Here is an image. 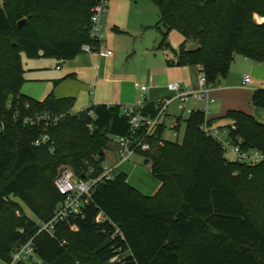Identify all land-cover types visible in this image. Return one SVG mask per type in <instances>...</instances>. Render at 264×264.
Segmentation results:
<instances>
[{"label":"trees","instance_id":"1","mask_svg":"<svg viewBox=\"0 0 264 264\" xmlns=\"http://www.w3.org/2000/svg\"><path fill=\"white\" fill-rule=\"evenodd\" d=\"M150 1L159 12L156 28L163 42L172 31L183 37L172 65L199 67L216 86L227 78L237 56L264 62V22L256 21V16L264 19V0ZM97 3L0 0L2 262H10L36 236V220L53 216L63 200L55 185L62 168H70L78 179H96L104 172L112 140L131 135L122 106L98 104L72 114L73 99L51 93L39 101L22 93L23 55L66 62L80 55L84 45L99 47L90 37ZM189 40L198 47L187 49ZM251 101L264 110V89L255 90ZM158 112L156 102L146 101L141 110L151 118ZM38 114L60 120L37 127L23 123ZM224 118L236 126L232 136L243 140V149L264 154V124L238 110H229ZM205 121L203 111L178 117L173 129L185 124L181 143L164 140V123L151 136L140 133L138 139L148 149L137 153L160 182L159 190L145 196L129 185L124 173L99 182L82 212L58 225L56 239L36 236L44 264H111L113 258L119 262L112 264H264V162L248 166L228 161L221 145L204 133ZM45 134L49 145L36 147ZM16 199L33 212L35 221Z\"/></svg>","mask_w":264,"mask_h":264},{"label":"crops","instance_id":"2","mask_svg":"<svg viewBox=\"0 0 264 264\" xmlns=\"http://www.w3.org/2000/svg\"><path fill=\"white\" fill-rule=\"evenodd\" d=\"M152 4L154 3L150 0H108L102 34L106 47L112 52L111 55L82 52L75 59L66 62L45 58L35 59L32 63L30 61L24 63L23 60L25 76L28 72L29 81L40 82L39 84L44 86L45 92L49 95L53 93L58 99H73L75 103L79 101L81 107H84L83 111L98 104L131 107L142 97L147 102H159L167 99L163 97L153 100L149 94L144 96V93H149V89L147 88L146 92H142L138 82L141 80L139 76L147 62L148 64L151 63L149 58L152 51L150 45H153V49L156 45L155 41L153 44L151 42L145 44L143 41L148 31L155 28L159 21V12L156 15ZM131 40H133V44L130 43ZM138 41L142 43L136 45ZM197 47L196 44L191 50ZM177 51H174L175 56L173 58L167 60L166 81L168 83L182 81L185 87L197 89L198 77L201 74L200 68L172 65L176 59ZM25 58L27 57L25 56ZM138 58H140L139 61ZM236 59L238 63L232 64L230 71L235 72L239 67H243L245 75L241 81L233 82L222 79L215 86L211 93L214 104L209 105L207 115L208 120H214L210 124L214 127L232 125L229 120L224 118L229 110L243 111L264 124V110L253 106L251 101L255 90L264 89V62L255 63L241 56H237ZM129 60L130 62L134 61V63L138 62L137 66H134L135 71L131 72L121 66L123 63L128 64ZM140 63H143V66ZM246 76H250L251 80L247 85H244ZM166 89L170 92L167 87ZM173 94L174 98L172 99H175L176 94ZM173 102L179 104L176 99ZM205 106L206 103L198 108ZM178 117H182V115L177 116L176 119ZM168 118L169 114L164 121L165 125ZM113 150L118 156L117 142L114 143ZM121 164L123 163L118 160L111 166L118 165V171L122 173L120 171Z\"/></svg>","mask_w":264,"mask_h":264},{"label":"built area","instance_id":"3","mask_svg":"<svg viewBox=\"0 0 264 264\" xmlns=\"http://www.w3.org/2000/svg\"><path fill=\"white\" fill-rule=\"evenodd\" d=\"M108 8V0H98V3L92 10L90 21V37L93 41L99 44L98 48L91 45H84L82 52L91 54L94 52L104 55H111L112 52L106 47L103 40V21ZM250 76L244 78V85L250 82ZM142 92H146L145 86H139ZM167 88L170 92L176 94V100L179 101V110L182 113H188L189 116L195 111H203L206 117L209 113V105L214 104V99L211 93L214 91L215 86L209 84L204 74L198 77V88L190 89L181 85L178 82L169 83ZM172 98L163 99L156 102V107L159 112L156 117L142 116L141 110L144 108L146 99L142 97L135 105L131 107L122 106L123 114L129 119L131 127V135L127 137L117 138V155L120 162L124 163L137 153L138 150H147L148 145L143 141H139L140 133H145V137L151 136L159 125L163 124L168 116V109L172 102ZM190 103H206L203 108L191 109L188 107ZM93 116V112L89 113ZM60 117H53L48 114H38L33 117H26L23 123L29 127H37L43 122L57 123ZM202 129L207 137L214 139L219 143L226 153H231L235 157V161L248 166H256L264 162V154L257 149H243V140L238 137L234 140L232 133L236 131V126L233 124L227 127H214L209 124L208 119L205 121ZM144 137V138H145ZM51 139L49 135L45 134L35 141L36 147L48 146ZM52 151V147H50ZM119 174L118 165L104 167L103 174L90 180L78 179L74 172L68 168H62L60 174L55 181L56 188L63 200L59 203L53 216L48 221L36 220L37 233L47 234L48 236L56 239L57 227L60 224L68 223L70 218L80 214L82 210L90 203L93 192L99 182L113 180ZM73 231L76 230L72 226ZM23 233V230H21ZM33 237L27 243L20 246L13 254L10 262H3V264H44L37 254V247ZM66 244L65 241L61 243L62 246ZM119 262L118 258L111 259L110 263Z\"/></svg>","mask_w":264,"mask_h":264},{"label":"rangeland","instance_id":"4","mask_svg":"<svg viewBox=\"0 0 264 264\" xmlns=\"http://www.w3.org/2000/svg\"><path fill=\"white\" fill-rule=\"evenodd\" d=\"M156 15L158 14V9L155 4H152ZM257 23H263L264 19L256 16ZM146 43L153 44V42H156L155 48L153 49V45H150L151 47V54L150 59L151 63L146 64L144 67L142 73L140 74L139 85L145 86L149 89V93H144V96H147L149 94L150 98L153 100H158L159 98L166 97L168 98H174V94L167 91L166 87L169 84L166 81V72L165 69H167V60L168 58H173L174 51L178 50L180 44L183 41V37L181 34L177 31H172L168 35V38L166 42H163V35L161 32L155 27L151 28L148 33L146 34V38L143 40ZM133 44V40L131 42ZM142 42L138 41L136 45H140ZM197 43L193 40H189L186 48L191 49L196 45ZM137 58V57H136ZM141 58V57H140ZM138 58V61L139 59ZM148 58V59H149ZM24 63H32L35 61V59H27L23 55ZM133 60V56H132ZM238 60L235 59L233 62L234 65ZM137 63H134V61L130 62L125 65H121L129 69L131 72L135 71L134 66H137ZM143 66V63H140ZM125 65V66H124ZM28 72L25 76L26 82L22 88V93L26 96H29L31 98H34L39 101L45 100L49 94L45 92V88L43 85L39 84L40 82L37 81H29ZM245 73H243V67H239L235 72L230 71L228 74V77L225 78L227 80H231L233 82L241 81ZM187 78L189 79V76L187 75ZM226 80V81H227ZM137 82V81H136ZM135 82V83H136ZM178 82L181 85L185 86L184 82L182 81H173L171 83ZM204 103H190L188 107L191 109L198 108L199 106H203ZM178 102H173L168 109L169 118L166 121V131L164 134V140L169 142H179L181 143L184 138L185 134V124L182 123L179 130H174L173 127L175 125V119L177 116L183 117V119H187L189 117L188 113H182L179 108ZM260 109V108H259ZM84 110V107H81L80 102L77 101L71 111L72 114H78ZM116 142V139L112 140L111 145L109 146L107 150V160L104 162V167H108L113 165L116 161L120 160L118 156L114 153V143ZM117 159H116V157ZM225 158L228 161H235V157L231 153H226ZM145 158L139 154L135 153L129 161L124 162L120 166V171L124 173L127 176V181L130 186L133 188H136L138 191H140L145 196H153L160 188L161 184L160 182L155 179L152 174L150 173V167L146 166L144 164ZM16 202L19 203L23 209L24 214L31 220H36L35 215L33 212L19 199H16ZM0 264H3V262L0 260Z\"/></svg>","mask_w":264,"mask_h":264}]
</instances>
